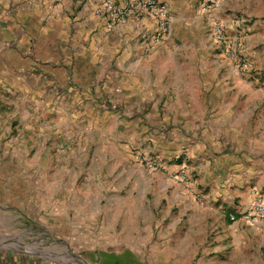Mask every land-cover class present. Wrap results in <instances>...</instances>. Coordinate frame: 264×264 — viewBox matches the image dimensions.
Returning <instances> with one entry per match:
<instances>
[{
  "label": "rangeland",
  "instance_id": "374dc122",
  "mask_svg": "<svg viewBox=\"0 0 264 264\" xmlns=\"http://www.w3.org/2000/svg\"><path fill=\"white\" fill-rule=\"evenodd\" d=\"M70 1V6L69 0L54 2L53 6L61 3L66 16L61 19L62 14L55 15L54 21H59L60 26L52 24L48 28L58 39L54 46L58 54L64 45L61 40L66 41L69 30H76L71 43L72 58H84L85 44L88 42L91 49L101 39L100 26L91 20L90 12L94 10L78 16L73 8L76 0ZM191 5L196 18L198 5ZM170 15L169 29L175 22L171 10ZM209 17L211 21L213 17ZM207 22L202 20L201 32L196 36L198 42L204 39L206 48L192 52L181 47L173 53L172 48H167V52L173 59L190 55L196 59L198 81L189 77L188 67L183 64L181 76L186 75L185 85L198 92V103L203 98L210 103L206 130L210 137L227 143L226 129L237 127L248 144L252 140L246 150L254 155L247 163L253 171L245 179V187L239 185L240 193L231 190L227 194L231 198L226 195L219 202L210 201V211L191 212V203L200 204L199 196L209 191H221L223 186L215 187L214 182L223 185L229 174L221 171L214 173L215 177H207L205 181L209 182L204 189L195 170L188 171L197 191L196 195L191 193L194 200L189 193L181 194L174 186L175 180L163 169L146 170L134 160L135 154L161 166L180 161L186 169L188 158L182 153L184 150L167 154L160 142L163 132L154 119L157 116L143 124L149 116L119 110L116 102L127 101L115 94L112 98L110 91L103 98L84 99L81 90L93 85L85 81V76L80 78L82 70H89L87 66L77 64L63 67L77 71L69 74L79 88L73 93L67 91L70 83L63 82V71L57 76L60 82L41 84L39 93L30 83L24 82L20 87L17 80L15 83L0 79V235H22L21 239L26 240L22 247L32 251L37 264H264V223L251 225L242 218L253 202H264V68L257 69L249 56L239 52L237 41L223 25L234 50L254 64L251 72H237L234 62L213 44ZM155 29L134 35L131 57H139V48L147 59L168 57L163 49L145 48ZM171 39L172 31L167 41ZM121 49L118 55H122ZM60 54L58 57L62 58L63 53ZM47 90L53 91L51 98L42 94ZM111 99L114 108L108 105ZM190 160L199 163L198 158ZM180 205L187 207L186 213ZM219 205L225 212L211 211ZM227 216L228 223L224 221ZM77 230L88 234L85 241L70 239L78 234ZM186 233L189 241L184 239ZM92 249L105 255H95ZM112 256L119 260L111 261Z\"/></svg>",
  "mask_w": 264,
  "mask_h": 264
},
{
  "label": "crops",
  "instance_id": "0c3cea01",
  "mask_svg": "<svg viewBox=\"0 0 264 264\" xmlns=\"http://www.w3.org/2000/svg\"><path fill=\"white\" fill-rule=\"evenodd\" d=\"M55 1L62 3L64 0H0V79L4 77L6 79L4 82L11 80L15 83L17 80L20 87L24 82L30 83L34 91L39 93L42 91L41 84L46 82L48 85V83L60 82L61 79L58 80L57 76L63 71L61 74L65 79L63 82L67 80L66 82L70 83L67 91L73 93L79 91V88L74 86L75 81L71 82L69 74H76L77 71L76 69L71 71L69 68L66 71L63 67L83 64L89 70H82L80 78L85 76V81L91 82L93 85L85 91L81 90L84 99L103 98L110 91L112 98L115 94L116 98H123L127 101L126 104H123L122 101L116 102V105H119V110L122 108V111L126 110V113L129 114L149 116L143 124H149L154 119L158 120L161 127L159 131L163 132L160 135L163 148L165 151L168 150L167 154H180L181 150H184L182 153H184L185 158H188L187 171L195 170L204 189L209 182L205 181L207 177H215L214 173H221V171L222 174H229L223 185L214 182L215 187L223 186V189L219 192L218 190L209 191L207 194L199 196L201 197L198 199L200 204L191 203V212L210 211L211 208L208 205L210 201L219 202L220 197L231 193V190L234 193H240L239 188L241 187L239 185L245 187V179L253 171L252 168L247 167V163L254 155L246 150V147L252 146V140L248 144L243 131L237 127L226 129L229 137L227 143L222 139L216 138L214 140L210 137L206 131L208 128L207 114L211 108L210 103L206 102V98H203L201 104L198 103L196 101L199 98L198 92L185 85L186 75L181 76L184 71L180 68V64H183L188 67L189 77L194 76L197 82L199 75L197 61L191 58V55L181 60L169 58L171 55L167 52V48H172L171 53L176 52L181 47L190 49L192 52L206 48L204 39L202 42H198L196 36L197 33L201 32L202 20L208 21L209 25V16H211L227 28L230 37L237 41L239 52L249 56L257 69L264 68V0H218L208 16L202 13L201 0H160L169 6L173 21L175 20L173 28L169 29V35L172 31L171 42H169L170 38L169 41L167 38L162 45L155 48L157 50L163 49L165 54H168V57L162 60L147 59L140 48L137 49L139 57H131L134 48V43L130 44L132 38L138 31L146 32L153 27L155 28L153 21L149 19L138 22L131 21L119 26L113 32H106L101 22H98L93 13L88 11H93L99 0H76L73 8L78 16L83 11L91 13V20L94 25L100 26L99 35L101 34L102 40L97 41V44L94 43L91 49L87 42L85 46L90 50L84 48L85 57L78 58L75 56L73 59L71 43L72 39L75 38L76 30H69L66 41L61 40L64 45L60 47V53H63L62 58L64 59L58 57L61 54L56 53L54 47L58 43V39L52 35L54 33L49 30V26L54 24L55 27H59V21H54L55 15L62 14L61 19H64L66 15L62 12L61 3L58 6H53ZM81 2H83L82 7L79 6ZM93 2H95L94 7H86L88 3L92 4ZM175 2L178 3V6L174 5ZM72 3L69 0L68 6ZM191 3H195L196 7L198 5L196 18L192 16ZM68 11L70 12V10ZM44 20L46 22L42 24ZM49 20L50 22H48ZM92 29L95 30V28ZM92 35L94 34L92 33ZM173 40L178 43L173 42ZM120 41H123L124 44L121 45ZM120 49L122 55H118ZM105 54L110 57L103 59L102 56ZM104 66L107 69L103 68ZM92 67L95 70L90 69ZM108 75L110 78L107 77ZM189 79L191 80V78ZM123 80L124 82H122ZM168 81L173 83L168 84ZM42 94L51 98L53 91L47 90L46 93L43 91ZM117 94H121V96H117ZM109 102L108 105L114 108L112 99ZM151 116H157V118L152 119ZM216 147L219 148L217 152ZM222 147L228 148L229 151L222 150ZM190 158H198L199 163L195 164ZM220 158L224 160L223 163L219 160ZM166 159V161H170L169 158ZM181 163L182 165H180ZM181 166H185V164L178 161L169 166L164 165L162 169L175 180L174 186L179 189L181 194L186 196L185 194L189 193L190 199L195 200V196L192 197V194L196 195L197 192L194 190L195 183L185 186L178 182L173 175ZM227 196L231 198L230 195ZM180 206H182V211L186 213L187 207ZM222 208L219 205L212 208L211 211L215 214L223 213L225 211H222ZM226 219L224 221L228 223V216ZM263 223L264 221L259 225ZM227 227L230 228V225ZM76 233L78 234L71 236V240L77 239L79 242H83L87 239L85 237L88 235L87 233L82 234L80 230H77ZM188 236L186 233L184 238L186 241H189ZM21 237L22 235H0V264H37L32 251L24 250L22 247L26 240L24 238L22 240ZM32 241L33 239L30 240V243ZM92 252L95 255L99 254L94 249ZM99 255L102 257L105 254Z\"/></svg>",
  "mask_w": 264,
  "mask_h": 264
},
{
  "label": "built area",
  "instance_id": "2783aa9c",
  "mask_svg": "<svg viewBox=\"0 0 264 264\" xmlns=\"http://www.w3.org/2000/svg\"><path fill=\"white\" fill-rule=\"evenodd\" d=\"M218 0H201L202 13L210 15L212 8ZM94 17L101 22L106 32H113L119 26L131 22L149 19L155 24V32L148 39L145 48L153 50L162 45L169 36V24L171 15L168 6L160 0H99L93 11ZM210 32L213 44L221 50L225 58L233 61L237 72H251L254 64L249 59L240 56L233 48V45L226 33L222 23L216 19L210 21ZM134 160L145 167L150 172L162 169L163 166L151 158H142L135 154ZM175 179L189 186L192 179L184 166H181L175 172ZM242 218L251 225H259L264 221V202L257 200L253 202L246 211L243 212ZM233 221L234 217H230Z\"/></svg>",
  "mask_w": 264,
  "mask_h": 264
},
{
  "label": "trees",
  "instance_id": "16d2710c",
  "mask_svg": "<svg viewBox=\"0 0 264 264\" xmlns=\"http://www.w3.org/2000/svg\"><path fill=\"white\" fill-rule=\"evenodd\" d=\"M262 253H263V257H264V248L262 249ZM106 257H109V256H106ZM133 258V262H135V259L134 257ZM111 261H118L119 259H117L116 257L112 256L109 258ZM114 264V263H113Z\"/></svg>",
  "mask_w": 264,
  "mask_h": 264
}]
</instances>
